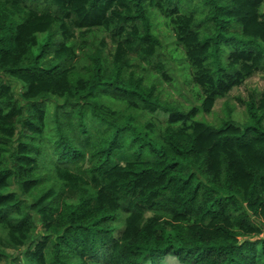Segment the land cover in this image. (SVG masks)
Instances as JSON below:
<instances>
[{
  "label": "trees",
  "instance_id": "16d2710c",
  "mask_svg": "<svg viewBox=\"0 0 264 264\" xmlns=\"http://www.w3.org/2000/svg\"><path fill=\"white\" fill-rule=\"evenodd\" d=\"M260 69L264 0H0V264H264Z\"/></svg>",
  "mask_w": 264,
  "mask_h": 264
},
{
  "label": "rangeland",
  "instance_id": "374dc122",
  "mask_svg": "<svg viewBox=\"0 0 264 264\" xmlns=\"http://www.w3.org/2000/svg\"><path fill=\"white\" fill-rule=\"evenodd\" d=\"M157 20H158L157 24L159 25L156 27V29L160 32L161 36L164 38L167 45L171 46L173 44L172 32L169 30V28L166 26L163 19H161L159 15L157 16ZM174 67L175 68L177 67V62L174 63ZM263 86H264V69H260L253 75L247 77L241 85L234 87L230 91L227 97L217 99L211 113L205 114L206 118H208L209 120H213L217 115L221 114L225 100H230L235 105V111L238 113V116L244 118L243 113L245 112V105L243 104L242 101L249 100L252 97V95L259 93V91L263 88ZM183 89H184L183 91L184 94L190 97L191 94L189 92L188 86L185 85ZM162 90L163 93H161V98L163 100L168 99L169 101H176V103L177 101L181 100L186 104H191L185 97L182 96L180 91L176 89L173 86V84L170 82H165L163 84ZM162 264H181V263H179L175 258L169 256L163 259Z\"/></svg>",
  "mask_w": 264,
  "mask_h": 264
}]
</instances>
